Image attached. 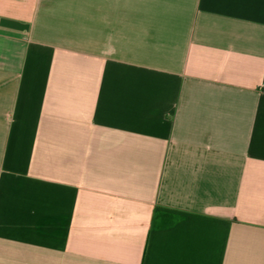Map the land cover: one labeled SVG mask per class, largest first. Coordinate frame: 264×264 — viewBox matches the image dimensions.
I'll list each match as a JSON object with an SVG mask.
<instances>
[{"label": "crops", "instance_id": "obj_1", "mask_svg": "<svg viewBox=\"0 0 264 264\" xmlns=\"http://www.w3.org/2000/svg\"><path fill=\"white\" fill-rule=\"evenodd\" d=\"M0 264H264V0H0Z\"/></svg>", "mask_w": 264, "mask_h": 264}]
</instances>
